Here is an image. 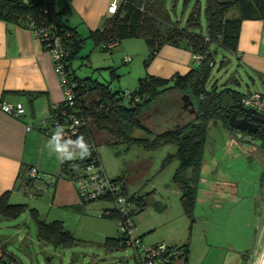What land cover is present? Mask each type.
<instances>
[{
    "label": "rangeland",
    "instance_id": "374dc122",
    "mask_svg": "<svg viewBox=\"0 0 264 264\" xmlns=\"http://www.w3.org/2000/svg\"><path fill=\"white\" fill-rule=\"evenodd\" d=\"M198 3L196 30L205 31V0ZM195 4L196 0L166 1L171 17L181 25H185ZM235 13L236 9L232 8L227 15ZM147 51L141 37H124L110 48L102 49L88 36L72 65L78 75L110 80L113 88L131 90L141 76ZM85 54L89 55L87 59L82 58ZM109 66L115 67L114 73ZM206 86L217 90L230 86L243 93L247 87L261 89L253 86L234 54L220 46L216 48ZM182 93L165 90L144 109V121L154 132L168 128L178 115L180 108L174 99L178 100ZM182 112L185 118L192 116L188 110ZM133 133L138 135L141 130L135 129ZM176 148L174 142L155 147L137 142L97 145L102 168L110 177L125 174L128 162L142 157L150 160L146 171L141 174L135 171L128 183V194L143 195L142 209L134 214L133 234L140 236L145 244L161 240L175 246L184 244L188 248L186 264H240L244 254L248 255L245 264H258L264 246V184L260 179L264 148L260 140L246 139L241 131L210 121L190 214L184 211L180 189L172 179L177 158L162 164L163 158ZM80 153L75 145L67 148L69 159ZM214 196L225 198L226 203L213 205ZM38 197L36 200L41 203ZM33 200L35 196L26 192L19 202L29 204ZM87 203V214L74 212L65 221L72 241L59 244L38 238L29 208L12 218L0 217V237L9 236L6 247L14 259H7V264H136L132 246L122 245L120 240L114 245L104 243L107 236L121 237L117 216L103 215L101 210L112 206V200L97 198Z\"/></svg>",
    "mask_w": 264,
    "mask_h": 264
},
{
    "label": "trees",
    "instance_id": "16d2710c",
    "mask_svg": "<svg viewBox=\"0 0 264 264\" xmlns=\"http://www.w3.org/2000/svg\"><path fill=\"white\" fill-rule=\"evenodd\" d=\"M166 1L119 0L116 10L104 17L101 24L88 34L102 49L110 48L112 43L119 42L124 37L143 38L148 48L143 59L144 66L165 43L185 47L197 58L187 72L175 73L172 77L144 74L138 78L137 85L131 90L113 88L110 80L101 81L91 75L77 74L72 60L78 55L86 36L81 35L73 25L66 22L61 10L53 8V0H0V19L7 23L30 27L45 48L48 47L47 43L51 44L49 41L52 40V35L59 37V44L64 50L59 62L71 96H64L62 101L50 108L49 121L57 129L59 125H64L67 133L60 134L61 142L66 143L67 147L75 145L81 151L80 156L74 159L62 160L60 174L75 184L77 176L87 162L93 160L95 165L99 166L100 160L96 149L101 143L137 142L146 147H155L164 142H174L177 145L176 151L168 153L162 164L173 157L177 158L178 164L172 179L180 189L184 211L190 214L200 177L208 125L210 121H218L229 129H236L229 126L228 113L236 111L235 104H240L243 94L230 86H223L218 90L214 87L207 88L206 82L214 63L216 48L220 46L235 52L242 19L264 18V0H205V31L196 30L199 26V0H196L195 6L188 14L185 25L171 17ZM43 5L47 7L46 10L42 8ZM232 8L236 9V13L228 16L227 12ZM40 27L49 30L48 37H43L38 31ZM88 56L85 54L82 58L87 59ZM109 67L114 73L115 67ZM168 89L187 92L195 110L191 117L175 118L168 128L154 132L144 121L143 112L160 93ZM135 96L137 99H134ZM73 114L79 120L74 125V131L68 127ZM236 114L239 116L241 112L236 111ZM135 129H140L141 133L134 134ZM241 132L244 134L247 131ZM55 133L56 131L53 135ZM81 136L85 145L83 148L78 143ZM255 136L260 139L264 148V127L259 128ZM128 163L126 173L113 179L120 182L123 193L133 199L134 215L142 209L143 195L128 194L127 184L135 171H141L140 174L146 171L150 160L140 158ZM21 169L15 188L26 193L36 188L37 179L36 175L28 174L29 167ZM260 179L264 184V167ZM91 200L80 199L82 203ZM27 208L36 222L39 239L54 244L72 241L73 236L62 220L41 218L37 208L29 207L26 202H9L7 191L0 194V217L12 218ZM104 210H109V216L118 215L113 207ZM119 240L124 245L122 235L120 238L107 236L104 243L114 245L119 244ZM179 247L183 249L181 258L186 260L188 248L184 244ZM247 256L245 254L241 256L240 264H245Z\"/></svg>",
    "mask_w": 264,
    "mask_h": 264
},
{
    "label": "crops",
    "instance_id": "0c3cea01",
    "mask_svg": "<svg viewBox=\"0 0 264 264\" xmlns=\"http://www.w3.org/2000/svg\"><path fill=\"white\" fill-rule=\"evenodd\" d=\"M109 2L53 0L52 4L54 9L62 11L68 24L87 37L90 30L109 15ZM232 53L253 86L264 90V18L242 19L237 49ZM196 59L189 49L165 43L139 74L172 77L175 73L187 72ZM248 90L251 88L245 91ZM63 97L62 82L51 53L40 38L30 27L0 19V102L19 101L24 107V112L18 116L0 108V194L7 191L9 202L23 201L25 192L15 188L18 173L23 167H35L36 188L27 192L35 196V200L28 205L37 208L41 218L60 219L67 228L65 221L74 212L87 214L88 203L80 201L71 179L60 174L62 160L68 158L67 152L56 151L51 142L53 132L58 129L49 121L50 108ZM98 157L100 160L99 154ZM38 196L41 203L36 200ZM211 201L213 205L226 203L225 198L216 196ZM111 207L104 206L101 210ZM3 236L0 237V261L7 264V259H14L10 258L11 252L6 247L9 236ZM168 264H185V260L179 257Z\"/></svg>",
    "mask_w": 264,
    "mask_h": 264
},
{
    "label": "built area",
    "instance_id": "2783aa9c",
    "mask_svg": "<svg viewBox=\"0 0 264 264\" xmlns=\"http://www.w3.org/2000/svg\"><path fill=\"white\" fill-rule=\"evenodd\" d=\"M119 0H110L107 6L108 14H112L118 5ZM44 10L47 9L45 5L42 6ZM43 37L49 36V30L45 27H40L38 30ZM51 44L47 43L48 49L51 53L57 72L61 77V82L64 91V96H71V90L65 83V78L62 72L60 57L64 54L63 48L59 44V37L52 35ZM110 45V43L108 44ZM129 93V91H126ZM134 99H137L135 96ZM241 105L247 107H254L259 111L264 112V90H248L244 92L240 98ZM0 108L13 115H21L24 112V107L21 102H0ZM79 120L76 115H72L71 121L68 122V127L74 131V125ZM57 123V122H56ZM59 132L61 135L67 133L64 130V125H59ZM28 174L35 176L37 170L35 167H30ZM75 188L78 193L79 199L91 200L104 196L112 200V207L117 212V223L122 235L124 245H130L134 249V256L136 264H168L172 260L181 257L183 249L179 246L169 244L165 241H158L152 244L141 243V237L133 234L134 229V215L132 207L134 201L129 198L126 193H123L121 183L117 182L107 175L104 169L95 165L94 161L87 162L75 181ZM109 210H104L105 215H109ZM0 264H5L0 262Z\"/></svg>",
    "mask_w": 264,
    "mask_h": 264
},
{
    "label": "water",
    "instance_id": "95a60500",
    "mask_svg": "<svg viewBox=\"0 0 264 264\" xmlns=\"http://www.w3.org/2000/svg\"><path fill=\"white\" fill-rule=\"evenodd\" d=\"M182 108L189 112H194L195 107L192 99L187 92L180 95ZM236 111H240L241 115H237L236 111L228 113V124L237 130L254 132L260 123H264V112L254 107H247L241 104H235ZM258 264H264V246Z\"/></svg>",
    "mask_w": 264,
    "mask_h": 264
},
{
    "label": "clouds",
    "instance_id": "9594fccd",
    "mask_svg": "<svg viewBox=\"0 0 264 264\" xmlns=\"http://www.w3.org/2000/svg\"><path fill=\"white\" fill-rule=\"evenodd\" d=\"M51 142L54 143L55 150L59 152H67V144L61 142V135L60 132H56L55 135L52 137ZM70 142V141H69ZM78 143L83 148L85 147L83 142V136L80 137ZM68 158H71V154H68Z\"/></svg>",
    "mask_w": 264,
    "mask_h": 264
},
{
    "label": "flooded vegetation",
    "instance_id": "af4514ba",
    "mask_svg": "<svg viewBox=\"0 0 264 264\" xmlns=\"http://www.w3.org/2000/svg\"><path fill=\"white\" fill-rule=\"evenodd\" d=\"M175 101V105L176 106H178L179 108H181L180 109V111H179V113H178V115H176V117L175 118H181V119H185V117L183 116V112L182 111H185L186 109H183L182 108V101H181V98H179L178 100H177V98L176 99H174ZM174 118V119H175ZM261 127H264V123H260L259 124V127L256 129V131H254V132H246V133H244L243 134V136H245V138L246 139H251V138H257L255 135H256V133H257V130L259 129V128H261ZM259 139V138H258ZM260 140V139H259ZM260 145H261V143H260ZM262 146V145H261Z\"/></svg>",
    "mask_w": 264,
    "mask_h": 264
}]
</instances>
